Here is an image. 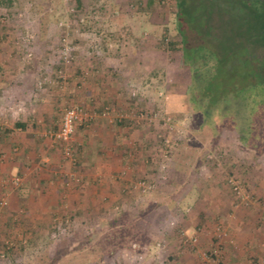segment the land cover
<instances>
[{"label": "rangeland", "instance_id": "rangeland-1", "mask_svg": "<svg viewBox=\"0 0 264 264\" xmlns=\"http://www.w3.org/2000/svg\"><path fill=\"white\" fill-rule=\"evenodd\" d=\"M77 2L0 5L1 90L23 85L48 94L54 119L43 132L50 138L66 106L80 103L96 111L76 93L63 94L67 89L56 82L60 69L68 75L65 86L70 88L69 79L82 65L80 57L93 55L90 45L98 43L104 54L129 60L133 51H128L143 46L144 55L134 51L143 59H122L123 68L128 66L134 75L122 84L120 104L109 108L113 114L148 109L156 117L140 122L130 117L117 121L121 126L107 118L78 125L72 142L78 160L66 161L79 169L85 166L81 152L91 149L110 166V152L122 156V170L118 175L102 171L98 196L60 191L53 206L40 211L30 212L20 204L18 191L24 186L12 185L20 176L17 142L9 154L0 151V202H6L0 204V264H210L203 253L214 248L219 249L215 264H228L225 254L232 253L241 254L243 264H259L254 253L259 236L264 250V117L257 149L243 145L228 121L216 117L215 129L202 125L203 113L189 100V70L179 55L157 49L164 28H174L173 0H157L145 12L137 10L147 0H83V9ZM65 42L71 45L69 62L61 53ZM84 43L89 46L80 49ZM13 103L17 105V97ZM11 114L5 111V117ZM166 115L172 117L170 127L164 125ZM88 132V142L81 143L79 136ZM14 135L17 138V132ZM49 140L63 158L61 144ZM141 178L156 186L147 192L133 188L132 182ZM190 235L198 237L196 245L185 242ZM8 248H14V254L3 257Z\"/></svg>", "mask_w": 264, "mask_h": 264}, {"label": "trees", "instance_id": "trees-1", "mask_svg": "<svg viewBox=\"0 0 264 264\" xmlns=\"http://www.w3.org/2000/svg\"><path fill=\"white\" fill-rule=\"evenodd\" d=\"M16 1L21 2L0 0V5L9 7ZM77 1L83 9V0ZM156 2L147 0L137 11H148ZM171 13L173 31L164 28L157 49L179 55L189 70V100L203 113L202 125L215 129L216 117L228 121L243 145L259 148L264 117V0H173ZM108 45L104 47L112 44ZM114 103L92 109L100 113ZM14 250L5 249L3 257L9 258Z\"/></svg>", "mask_w": 264, "mask_h": 264}, {"label": "crops", "instance_id": "crops-1", "mask_svg": "<svg viewBox=\"0 0 264 264\" xmlns=\"http://www.w3.org/2000/svg\"><path fill=\"white\" fill-rule=\"evenodd\" d=\"M86 45L89 46V44L84 43L78 47L84 49ZM91 47H93V55L80 57H83L79 61L82 65L77 69L74 78L69 79L70 88L66 86L67 91L64 90L63 94L74 95L76 93L78 98L81 99L79 100L84 102L88 108L106 102L120 104V97L124 90L122 84L126 86L134 75L128 66L123 68L124 64H121L122 59L127 56L113 58L109 56L110 54L107 55L108 52L104 54L100 50L101 45L98 43L90 45L89 48ZM141 48L144 49L143 46ZM143 49L129 50L128 52L133 51L129 54L133 59L129 60L127 57L125 61L133 62L136 56L144 55ZM134 51L139 55L134 56ZM88 57L90 60L86 62ZM140 58L143 59V56ZM87 64H90V69L86 66ZM106 66L109 69L105 70L104 67ZM76 83L80 84L76 86ZM17 86H19V83ZM16 97L17 105L13 103L16 101ZM48 99V94L40 92L38 87H34L31 91L23 85L17 87V90H1L0 88V151L9 154L11 147L17 142V174L24 177L25 180L24 187L18 191L19 196L17 199L20 204L28 206L30 212L40 211L42 207L49 204L52 207L55 203V196L60 191L90 192L92 198L96 197L102 188L100 187L102 184L100 177L102 171L108 175L110 173L118 175L119 171L122 170V156L119 154L115 156L110 152L107 154V160H113L110 166L103 164L101 155L91 149L81 152L82 165L85 166L78 167L79 169H74L64 160L57 149L58 147L50 142L49 136L46 137L47 132H43L45 128L50 127L48 120L52 117L54 119V113H51L54 111L52 110L53 105L48 102ZM62 99L64 100V97ZM8 101H10V105L6 106ZM16 108L17 116L15 115ZM6 110L12 112L10 117H5ZM9 120L13 123H10ZM16 132L17 138L14 135ZM89 137L90 132H88V136L84 133L79 136L81 143L84 144L88 142ZM14 165H11V170L16 169ZM0 167L2 168V165ZM255 240H258L259 244L257 243L255 247L254 255L257 257L256 260L259 264H264V250L261 248L263 245L260 242L261 236ZM241 257V254L232 253L225 254L224 259L228 264H243ZM187 259L189 258L186 256ZM184 261L182 264L192 263V261Z\"/></svg>", "mask_w": 264, "mask_h": 264}, {"label": "built area", "instance_id": "built-area-1", "mask_svg": "<svg viewBox=\"0 0 264 264\" xmlns=\"http://www.w3.org/2000/svg\"><path fill=\"white\" fill-rule=\"evenodd\" d=\"M71 45L65 42L61 46V53L66 60V62H69L68 59L71 57ZM58 80L57 85L62 88H66L65 83L67 82L68 75L63 71V69H60L57 74ZM40 88H42L44 82H39ZM132 95L135 96L136 93L132 92ZM129 111L121 110L119 113H114L111 110V108L106 107L102 112L97 111H91L87 109L83 104H73L66 106L63 110L60 126L56 132L50 133V138L55 143H60L62 146V154L63 158L67 161H69L72 164H76L78 158L75 153V149L73 148L72 142L76 133V129L78 125H85L91 123L96 118H107L110 121L118 120L123 121L131 117V119H137L139 122L142 120H149L152 121L153 117H156V114L151 115L149 112H146V110H138L135 113H131ZM164 125L171 126L172 117L170 115H166L163 118ZM163 141L166 143H170V139L166 136L163 137ZM166 156V155H165ZM146 162L148 163L149 160L147 159ZM162 171L166 168V166H162ZM161 171V172H162ZM163 174L161 175V177ZM12 185H14L17 188H20L23 186L24 178L18 176L17 178L12 179ZM230 182L234 186L235 190H239L240 186L237 185V183L231 179ZM132 187L139 189L142 192H147L150 189H153L156 186V182L148 179H138L136 181L132 182ZM240 192V190H239ZM1 205H5L6 202H0ZM185 235V233H183ZM186 238V237H185ZM185 242H189L192 245H196L198 242V237L196 235H190L186 238ZM205 258L211 263L210 260L213 259V264H215L217 257L219 256V249L214 248L212 250H207L203 253Z\"/></svg>", "mask_w": 264, "mask_h": 264}]
</instances>
